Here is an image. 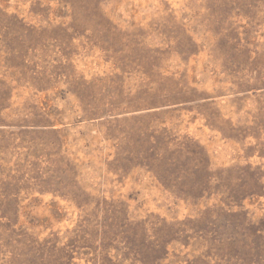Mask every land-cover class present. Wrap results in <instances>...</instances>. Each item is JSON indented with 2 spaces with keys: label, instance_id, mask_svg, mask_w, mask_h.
<instances>
[{
  "label": "rangeland",
  "instance_id": "374dc122",
  "mask_svg": "<svg viewBox=\"0 0 264 264\" xmlns=\"http://www.w3.org/2000/svg\"><path fill=\"white\" fill-rule=\"evenodd\" d=\"M0 264H264V0H0Z\"/></svg>",
  "mask_w": 264,
  "mask_h": 264
}]
</instances>
